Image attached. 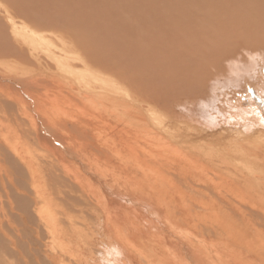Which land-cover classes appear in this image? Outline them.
<instances>
[{"label": "bare ground", "instance_id": "1", "mask_svg": "<svg viewBox=\"0 0 264 264\" xmlns=\"http://www.w3.org/2000/svg\"><path fill=\"white\" fill-rule=\"evenodd\" d=\"M10 2L0 0V264H264V233L236 207L264 208V103L242 124L231 107L237 121L201 123ZM106 127L116 136L105 142ZM119 194L138 203L122 211Z\"/></svg>", "mask_w": 264, "mask_h": 264}, {"label": "rangeland", "instance_id": "2", "mask_svg": "<svg viewBox=\"0 0 264 264\" xmlns=\"http://www.w3.org/2000/svg\"><path fill=\"white\" fill-rule=\"evenodd\" d=\"M5 2L11 3L10 9L19 17L35 25L41 24L38 25L40 28L52 27L67 32L74 42L92 54L90 57L94 61H105L106 64L101 65L115 68L116 72H122L125 77V73H128V81L133 78L137 87L145 89L150 86L152 92L165 93L167 100H178L177 108H173L175 105L167 100L162 104L183 112V115H199L201 123L210 119L211 115L218 121L227 117L237 121L229 116L227 110L231 107V111L244 109L245 112H240L239 124H242L251 120L247 116L251 114L252 108L258 109L264 103V0ZM3 23L7 30L8 24ZM213 74L219 81L214 79ZM208 79L210 81L205 85ZM189 108L194 112H189ZM80 119L86 122L85 118ZM105 120L108 121L107 117ZM124 123L119 128L127 131L121 134L122 137L118 136V139L122 142L121 153H130L132 148L122 149L130 132L129 125L125 126ZM102 125L104 126V121L101 127ZM108 130L107 127L101 128L104 135L100 131L97 133L105 142L116 136ZM239 130L232 133L233 138L240 136L236 135ZM246 131L253 132L252 129ZM132 144L137 146V139ZM116 200L118 203L115 207L122 211L131 210L130 206L138 203L132 195L123 197L119 194L116 195ZM236 207L241 218L248 217L254 222L255 229L264 233V208L252 200L245 201L243 205L236 204ZM154 211L155 209L152 210ZM28 212L32 214L30 209ZM104 262L103 257H97L96 264Z\"/></svg>", "mask_w": 264, "mask_h": 264}]
</instances>
